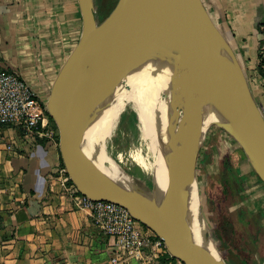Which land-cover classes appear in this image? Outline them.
<instances>
[{
    "label": "crops",
    "instance_id": "0c3cea01",
    "mask_svg": "<svg viewBox=\"0 0 264 264\" xmlns=\"http://www.w3.org/2000/svg\"><path fill=\"white\" fill-rule=\"evenodd\" d=\"M201 1L230 31L226 39L242 68L251 69V92L264 108L257 70L264 0ZM82 29L78 0H0V65L16 71L45 106ZM10 143L13 150L6 149ZM60 159L54 142L32 143L20 128L0 123V264H112L114 240L95 227L90 209L62 190ZM151 263L181 264L169 256Z\"/></svg>",
    "mask_w": 264,
    "mask_h": 264
},
{
    "label": "water",
    "instance_id": "95a60500",
    "mask_svg": "<svg viewBox=\"0 0 264 264\" xmlns=\"http://www.w3.org/2000/svg\"><path fill=\"white\" fill-rule=\"evenodd\" d=\"M78 4L82 33L59 69L45 105L57 129L59 155L71 182L79 193L92 200L124 206L135 220L163 240L170 256L181 264H228L212 248L214 245L205 230L199 239L192 234L183 219L184 211L175 216L155 205L153 196L134 184L106 174L84 152L75 119L132 53L158 35L168 34L178 52L188 53L197 65L192 68L195 72H200V66L217 69L218 63L206 45L210 28L218 33L231 56L238 77L236 100L251 136H242L238 126L222 128L235 133V139L264 184V117L245 80L241 63L201 0H117L102 21L96 17L92 0H78Z\"/></svg>",
    "mask_w": 264,
    "mask_h": 264
},
{
    "label": "bare ground",
    "instance_id": "6f19581e",
    "mask_svg": "<svg viewBox=\"0 0 264 264\" xmlns=\"http://www.w3.org/2000/svg\"><path fill=\"white\" fill-rule=\"evenodd\" d=\"M171 39L168 34H161L135 50L114 77L82 107L75 126L84 152L106 174L129 183L115 158L123 162L137 179L151 185L155 205L175 216L185 212L187 227L199 239L204 220L194 173L192 179L189 167L203 140L200 127L205 118L201 116L212 117L221 127L238 126L242 136H251V130L237 100L238 118L225 107L229 95L238 98L239 87L231 56L218 33L210 28L206 33V45L218 63L217 69L200 66V72L192 69L196 63L188 53L178 52ZM167 44L176 52L166 66L162 63L171 51ZM127 103L132 105V124L140 141L136 144L132 140L128 150L116 151L112 156L103 137L116 133ZM176 106L189 110H185L186 115H178ZM96 135L101 144H97Z\"/></svg>",
    "mask_w": 264,
    "mask_h": 264
},
{
    "label": "rangeland",
    "instance_id": "374dc122",
    "mask_svg": "<svg viewBox=\"0 0 264 264\" xmlns=\"http://www.w3.org/2000/svg\"><path fill=\"white\" fill-rule=\"evenodd\" d=\"M92 1L99 20L102 17L99 6L103 0ZM115 2L117 0H112V3ZM210 18L218 32L224 38L226 36L229 38L230 31L222 29L220 20L212 16ZM165 46L170 48L169 44ZM175 52L171 49L169 56L166 59L163 57L165 60L162 64L169 65ZM246 70L244 77L250 88L253 80L247 72L251 69L246 68ZM225 107L238 118L233 94L228 96ZM131 110V103H127L121 113V122L116 127V133L109 138L103 137V142L108 145L112 156L116 151L128 150L133 141L136 144L140 141L137 137L138 132L132 124ZM185 110L189 108L175 107L178 115H186ZM199 114L202 115L201 112ZM201 117L205 118V123L203 122L200 127V134L204 139L189 170L193 179L194 166L204 230L208 233L215 249L228 264H262L264 262V201L260 193L262 195L264 184L256 178L248 157L235 139V133L217 125L212 117L203 115ZM95 139L97 144H101L97 135ZM115 160L126 181L134 184L147 195L155 197L149 183L137 179L127 165L116 158ZM183 219L186 221V216H183Z\"/></svg>",
    "mask_w": 264,
    "mask_h": 264
},
{
    "label": "built area",
    "instance_id": "2783aa9c",
    "mask_svg": "<svg viewBox=\"0 0 264 264\" xmlns=\"http://www.w3.org/2000/svg\"><path fill=\"white\" fill-rule=\"evenodd\" d=\"M259 31L257 64L264 69V19ZM46 112L30 85L16 71L0 65V123L20 128L23 136L32 143L47 139L58 145L57 129ZM261 112L264 117V108ZM6 149L13 150V145L6 144ZM57 173L62 190L78 205L90 209L95 227L113 238L115 254L110 258L112 264H119L124 259L152 264L155 259L171 257L163 240L135 220L124 206L111 201L92 200L79 193L62 164L57 167Z\"/></svg>",
    "mask_w": 264,
    "mask_h": 264
},
{
    "label": "trees",
    "instance_id": "16d2710c",
    "mask_svg": "<svg viewBox=\"0 0 264 264\" xmlns=\"http://www.w3.org/2000/svg\"><path fill=\"white\" fill-rule=\"evenodd\" d=\"M113 4V5H112ZM115 4H116V2L115 3H112V0H103L102 2H101V4H100V9H101V12L102 13H100V15L102 16V17H100V19H99V21H102L111 11H112V9L114 8V6H115ZM257 70H258V72H259V74L262 76V77H264V69L263 68H261L260 66H258V68H257ZM47 113V112H46ZM48 115V114H47ZM49 116V115H48ZM49 120H50V122L52 123V125L54 126V128H56L55 127V125H54V123H53V121H52V119L49 117ZM60 164H62L63 165V163H62V161H61V159H60ZM255 176H256V178L260 181V179H259V177H257V175L255 174ZM172 260H176V259H174L173 257H170Z\"/></svg>",
    "mask_w": 264,
    "mask_h": 264
}]
</instances>
